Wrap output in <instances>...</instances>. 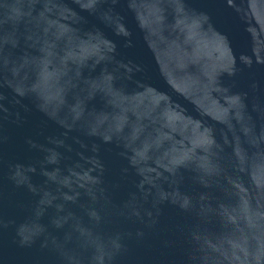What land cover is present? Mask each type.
Instances as JSON below:
<instances>
[{"label":"water","instance_id":"95a60500","mask_svg":"<svg viewBox=\"0 0 264 264\" xmlns=\"http://www.w3.org/2000/svg\"><path fill=\"white\" fill-rule=\"evenodd\" d=\"M0 264H264V0H0Z\"/></svg>","mask_w":264,"mask_h":264}]
</instances>
